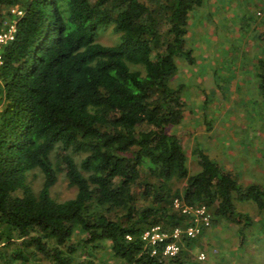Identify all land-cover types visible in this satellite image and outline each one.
Listing matches in <instances>:
<instances>
[{"label": "trees", "instance_id": "16d2710c", "mask_svg": "<svg viewBox=\"0 0 264 264\" xmlns=\"http://www.w3.org/2000/svg\"><path fill=\"white\" fill-rule=\"evenodd\" d=\"M202 3L0 0V30L15 29L0 47V264H97L106 243L119 264H186L199 236L173 258L151 256L140 238L184 223L174 198L217 219L239 221L232 192L264 210V189L200 150L189 174L174 132L185 117L171 82L177 60L195 62L186 38ZM110 25L119 44L96 39ZM252 72L264 93V56ZM60 174L76 189L63 201L51 196Z\"/></svg>", "mask_w": 264, "mask_h": 264}, {"label": "rangeland", "instance_id": "374dc122", "mask_svg": "<svg viewBox=\"0 0 264 264\" xmlns=\"http://www.w3.org/2000/svg\"><path fill=\"white\" fill-rule=\"evenodd\" d=\"M10 24L3 23L6 27ZM189 27L186 45L193 49L196 62L177 60L178 71L171 82L174 86L182 85L185 118L174 132L187 154L188 172L199 171L200 150L235 175L243 187L255 184L264 189V93L259 90L253 72L247 70L251 55L257 50L264 53V46L259 44L247 53L239 50L238 44L231 48V41L226 38L202 41L204 27L200 30L197 21ZM96 32V39L102 44L121 42L112 25L98 26ZM41 182L42 176L37 174L35 186L38 188ZM75 192L63 174L51 188V196L59 201ZM238 196L231 193L239 221L234 216L217 219L212 215L213 209L208 208L212 225L188 249L186 264H264V210ZM199 253H204L205 258L199 259ZM93 257L97 264H119L108 243Z\"/></svg>", "mask_w": 264, "mask_h": 264}, {"label": "crops", "instance_id": "0c3cea01", "mask_svg": "<svg viewBox=\"0 0 264 264\" xmlns=\"http://www.w3.org/2000/svg\"><path fill=\"white\" fill-rule=\"evenodd\" d=\"M195 21L200 30L204 27L202 41L226 38L231 41V48L238 44V49L247 53L259 44L264 46L259 37L264 28V0H203L200 7L191 11L189 24L194 25ZM232 55L233 52L230 57ZM258 56L264 53L257 50L251 55L248 71L254 70Z\"/></svg>", "mask_w": 264, "mask_h": 264}, {"label": "built area", "instance_id": "2783aa9c", "mask_svg": "<svg viewBox=\"0 0 264 264\" xmlns=\"http://www.w3.org/2000/svg\"><path fill=\"white\" fill-rule=\"evenodd\" d=\"M14 31L13 24L8 25L6 30H0V47L13 38ZM1 61L0 56V64ZM172 206L184 215L186 220L183 224L168 227L157 223L141 232L140 238L149 246L151 256L176 257L185 239L201 236L211 227L212 217L205 204L184 205L178 198H174ZM126 238L131 239V236L127 235ZM198 257L204 259V253H199Z\"/></svg>", "mask_w": 264, "mask_h": 264}]
</instances>
